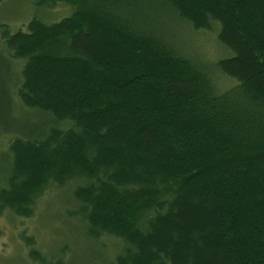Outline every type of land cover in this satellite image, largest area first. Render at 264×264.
I'll list each match as a JSON object with an SVG mask.
<instances>
[{"label": "trees", "instance_id": "obj_1", "mask_svg": "<svg viewBox=\"0 0 264 264\" xmlns=\"http://www.w3.org/2000/svg\"><path fill=\"white\" fill-rule=\"evenodd\" d=\"M59 2L72 13L3 30L0 69L21 70L0 117L45 121L5 139L0 217L68 194L43 264H264V0H39ZM215 25L227 89L172 29Z\"/></svg>", "mask_w": 264, "mask_h": 264}, {"label": "rangeland", "instance_id": "obj_2", "mask_svg": "<svg viewBox=\"0 0 264 264\" xmlns=\"http://www.w3.org/2000/svg\"><path fill=\"white\" fill-rule=\"evenodd\" d=\"M71 13L72 7L62 2L46 6L40 4L39 0H2L0 3V49L5 28H8L12 33L19 29L26 31L28 23L33 18L52 23ZM214 28L215 30L212 31L199 30L195 33H189L186 28L179 29L177 26L172 29L175 31V35L180 37L183 46L194 62L201 69L211 72L216 77L218 86L227 89L235 80L216 71L214 65L220 59L232 56L233 53L218 41L217 26L215 25ZM20 70V63H14L12 77H10V71L4 68L0 69V79L4 77L5 84L10 87L13 82L14 84L18 82ZM14 96H16L15 91ZM0 100L4 101L3 97L0 96ZM0 120L2 128L7 129L4 131L11 132L6 134L0 130L1 164L6 152L5 139L13 137L14 132L17 135L21 131L33 134L35 129L45 121V116L34 110L17 108L12 118L11 116L6 119L0 117ZM67 195H64L63 191L61 193L45 191L33 217H16L10 213H5L0 217L3 229V233L0 235V264H43V261L37 258L38 254L47 260L52 259L60 238H65L71 233L66 227L64 229L65 223L61 216L62 213L67 216V210L72 208ZM84 244L85 242L82 243V245ZM89 249L94 250L92 253L97 252L95 248ZM32 250H36L38 254H33ZM81 264L97 263L87 261Z\"/></svg>", "mask_w": 264, "mask_h": 264}]
</instances>
